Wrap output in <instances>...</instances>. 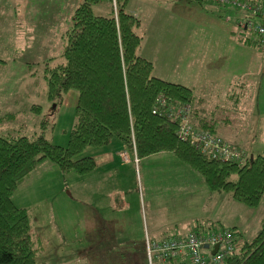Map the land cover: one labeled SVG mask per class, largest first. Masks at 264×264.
<instances>
[{"label":"rangeland","instance_id":"obj_1","mask_svg":"<svg viewBox=\"0 0 264 264\" xmlns=\"http://www.w3.org/2000/svg\"><path fill=\"white\" fill-rule=\"evenodd\" d=\"M80 1L0 0V116L10 114L0 125V134L10 131L30 139L42 135L52 144L67 145L78 91L66 90L59 101L50 98L44 68L46 62L63 61L64 33ZM164 1L163 12L172 7L169 21L175 23L178 11L182 13L178 25L186 19L179 35L173 34L177 39L173 47L167 45L163 30L158 31L157 26L153 30L147 3L130 0L127 4L140 19L135 29L141 37L137 53L151 61L153 75L190 87L206 118H214L217 126L242 142L238 145L246 156L262 153L264 51L256 47L253 36L237 27L230 7L203 0ZM156 33L158 40L154 41ZM148 47L153 54L148 55ZM238 81H245L248 87L235 113L237 96L228 103L226 91L237 88L231 83ZM187 106L185 119L199 128L192 120L193 104ZM131 141L127 158L133 160V137ZM99 148L87 146L74 157H93L96 169L89 174L63 172L45 160L11 195L16 206L28 209L32 234L41 243L38 264H145L144 244L147 263L163 264L149 259L150 239L194 231V221L212 227L215 233L234 228L243 241L252 239L260 229L264 193L255 206L226 190L202 194L195 189L193 196L190 182L202 175L170 154L139 158L136 166L119 158L126 174L123 183H114L115 173L109 171L108 159ZM130 248L133 255L128 253Z\"/></svg>","mask_w":264,"mask_h":264},{"label":"trees","instance_id":"obj_2","mask_svg":"<svg viewBox=\"0 0 264 264\" xmlns=\"http://www.w3.org/2000/svg\"><path fill=\"white\" fill-rule=\"evenodd\" d=\"M114 1L115 4L112 0H81L73 11L72 24L64 33L63 61L54 65L45 63L50 98L59 101L66 90L78 91L75 123L67 145L52 144L42 135L30 139L10 131L0 134V264H38L36 254L41 243L32 234L28 209L16 206L11 199L25 177L45 160L55 163L63 172L85 175L94 169L95 160L91 156L74 157L87 146L109 143L113 136L121 138L129 150L133 137V150L138 158L162 151L174 152L204 176L210 191H229L246 205H257L264 193V151L246 156L238 144L218 135L231 147L241 150L243 156L239 160L210 157L180 137L178 122L159 111L157 104L161 100L168 104L176 101L191 104L193 91L184 84L153 75L151 61L137 53L141 37L135 29L140 19L128 10V0ZM234 93L235 89L228 93V103ZM9 115L0 116V125ZM215 125L216 122L205 118L197 124L213 134ZM211 228L197 222L194 231L208 235ZM221 230L231 234L232 250L228 253L219 246L224 255L216 261L211 252L214 246L202 244L197 251L204 257V264H264V219L256 235L248 241H243L234 228ZM188 233L152 241H182ZM141 246L142 261L148 264L146 245ZM130 249L128 253L135 252ZM190 251L189 248L166 251L160 262L197 264L188 259Z\"/></svg>","mask_w":264,"mask_h":264},{"label":"built area","instance_id":"obj_3","mask_svg":"<svg viewBox=\"0 0 264 264\" xmlns=\"http://www.w3.org/2000/svg\"><path fill=\"white\" fill-rule=\"evenodd\" d=\"M208 1L209 4L215 5L221 8L230 7L233 11L231 16L235 17L237 27L242 31L247 32L248 36L255 38L256 47L261 48L264 51V0H203ZM227 16V19L231 18ZM160 103V104H159ZM157 104L159 105V111H164L168 116L178 122V135L195 146V149L200 153L206 154L213 158L218 159H232L239 160L242 158V151L231 147L226 141L210 131L202 130L187 124V120L184 117V111L188 108L187 104L177 105L168 104L164 100H161ZM183 122L181 125L179 122ZM242 149V148H241ZM135 154V152H134ZM123 160H128V154L126 151L121 152ZM135 161L137 158L135 156ZM226 230H219V232H211V234L200 233L195 231L188 233L184 240H172L155 242L149 244V249H152L151 254L148 253L149 259H156L163 261V253L166 251L180 252L183 248H189L190 254L188 259L196 262L197 264H204V257L198 254V247L202 244L208 246H214L218 244L222 245V250L227 249V252H231V234L225 232ZM147 246V245H146ZM217 248L213 253V258L216 261L223 259L224 252ZM219 250V251H218Z\"/></svg>","mask_w":264,"mask_h":264},{"label":"crops","instance_id":"obj_4","mask_svg":"<svg viewBox=\"0 0 264 264\" xmlns=\"http://www.w3.org/2000/svg\"><path fill=\"white\" fill-rule=\"evenodd\" d=\"M129 1L130 0H128V3H129ZM141 1V5H142V1L144 2V4L145 3H147L148 5H149V7L151 8V9H148V14H150L151 16V21L152 22H154V26H153V30H156L157 28H158V31H160V30H163L164 31V36L166 37V40H167V45H170V46H175V43L177 42V39H175V35L173 36V34H174V32L176 31V35H179V32H180V30L183 28H185V26H186V19L184 18V20L183 21H181L180 22V25H178V22H179V19L181 20V15H182V13H180L179 11H178V16H179V18L175 21V23H172L171 22V18H170V21H169V16H171V14H170V11H171V8L168 10V12H166L165 10H164V12H163V7L162 6H164L165 5V2L166 1H164V0H140ZM169 1H173V0H168V2ZM127 3V4H128ZM167 3V2H166ZM158 10V11H157ZM157 13V14H156ZM156 16V19H154V17ZM160 19V20H159ZM159 20V21H158ZM158 21V22H157ZM156 26H157V28H156ZM177 26V27H176ZM156 28V29H155ZM169 30H170V32H169ZM178 33V34H177ZM155 36V35H154ZM158 40V33H156V38H154V41H157ZM246 42V41H245ZM246 45V44H245ZM172 46V47H173ZM147 53H148V55H151V54H153V51L152 50H150V48L148 47L147 48ZM150 53V54H149ZM143 57H144V55H142ZM231 85H233L234 87H237V88H235V89H238V90H236V93H234L236 96H237V99L235 100V104H236V107L234 108V110L236 109V111H235V113L237 112V111H239L240 110V106H239V104H240V101H241V99L243 98V96L245 95V90H246V88L248 87L247 85H246V83H245V81H238L237 83H231ZM232 90L231 89H227V91H226V96H228V93L230 94V92H231ZM195 98V97H194ZM191 104H193V110H192V120H193V122H198L199 123V121H200V119L201 118H205L207 121H213V122H216L215 121V119L213 118V119H211V118H206V116L203 114V111H202V107L201 106H199V103H197V102H194V99H193V101L191 102ZM197 123V124H198ZM215 131H217L219 128V130H218V132H217V134L216 135H220V136H222L224 139H226V140H228V141H230V142H232L233 144H240V143H242V142H240V141H238V139L237 138H235L234 137V135L233 134H229V133H227V132H225V131H223L222 129H221V127L220 126H217V123H216V125H215ZM230 136V137H229ZM232 136V137H231ZM225 137H229V138H225ZM116 139V140H115ZM112 146L114 147V149H112ZM238 146H240L241 147V145H238ZM93 147H101V148H99V149H103V152H104V155H105V158L106 159H108L107 160V163L109 164V166H110V168L111 169H109V171L110 172H112V173H115L114 174V176L112 177V181H113V178L114 177H116L115 178V181H114V183H119V182H122L123 183V174H126L125 173V168L123 167V165L125 164V163H123V162H126V163H128V162H130V161H133L134 162V164H135V166L137 165V163H138V161H139V158L138 157H136L137 158V161H135V156H136V154H134V157H133V155H132V157H133V160H131V158H129L128 159V161H126V160H123V158H122V156H121V152H123V151H126V152H128V151H130L131 152V150H129L127 147H126V145H125V142L121 139V138H119V137H117V136H113L112 138H111V140L109 141V143H107V144H104V145H100V146H93ZM128 154V153H127ZM154 154H158V155H162V154H170V155H172L171 157L172 158H177L179 161H182L181 159H179L176 155H175V153L174 152H172V151H162V152H158V153H154ZM151 155H153V154H151ZM128 156L130 157V155L128 154ZM150 156V155H149ZM148 157V156H147ZM121 159V160H123V162H122V164H119L118 163V159ZM43 162H45V161H43ZM43 162H41V163H43ZM184 162V161H183ZM186 163V162H185ZM95 164H96V162H95ZM186 164H188V163H186ZM189 165V164H188ZM190 166V165H189ZM191 167V166H190ZM95 168V167H94ZM96 169V168H95ZM94 169V170H95ZM191 169L192 170H190V171H194V172H197L194 168H192L191 167ZM93 170V169H92ZM109 171L107 172V174L109 173ZM91 172V171H90ZM89 172V173H90ZM89 173H87V174H89ZM191 173H193V172H191ZM197 173H199V172H197ZM87 174H85V175H87ZM199 174H201V173H199ZM85 175H80V176H85ZM194 175V174H193ZM202 175V174H201ZM202 177L203 178H197V177H193L192 178V180H191V185H193V187H191V190L190 191H192V194H193V196H195L196 195V191H195V189H199V190H201L200 192L202 193V194H204V193H208L209 192V189H208V186H207V184H206V181H205V178H204V176L202 175ZM112 183V182H111ZM122 186H123V184H122ZM197 186H202L204 189H201V188H199V187H197ZM110 187H112V185H110ZM171 188V187H170ZM210 195H208L207 194V198L209 197ZM105 206V205H104ZM200 206V205H199ZM106 207V206H105ZM94 215V214H93ZM103 216H106L105 215V213L103 214ZM196 220H198V219H196ZM194 222H198V221H194ZM191 231V230H190ZM187 233V232H186ZM186 233H184V234H182V235H185ZM114 243H116V242H114Z\"/></svg>","mask_w":264,"mask_h":264},{"label":"water","instance_id":"obj_5","mask_svg":"<svg viewBox=\"0 0 264 264\" xmlns=\"http://www.w3.org/2000/svg\"><path fill=\"white\" fill-rule=\"evenodd\" d=\"M205 247H207V245L205 244ZM217 248H218V244H215L214 245V248L212 249V253H215L216 252V250H217Z\"/></svg>","mask_w":264,"mask_h":264}]
</instances>
